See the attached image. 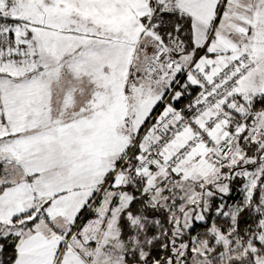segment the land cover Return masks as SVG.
Wrapping results in <instances>:
<instances>
[{
  "label": "snow or ice",
  "instance_id": "obj_1",
  "mask_svg": "<svg viewBox=\"0 0 264 264\" xmlns=\"http://www.w3.org/2000/svg\"><path fill=\"white\" fill-rule=\"evenodd\" d=\"M0 264H264V0H0Z\"/></svg>",
  "mask_w": 264,
  "mask_h": 264
}]
</instances>
